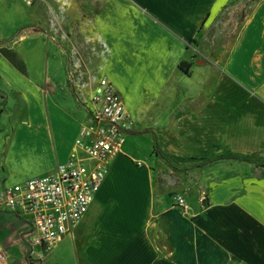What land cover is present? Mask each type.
Instances as JSON below:
<instances>
[{"label":"crops","instance_id":"0c3cea01","mask_svg":"<svg viewBox=\"0 0 264 264\" xmlns=\"http://www.w3.org/2000/svg\"><path fill=\"white\" fill-rule=\"evenodd\" d=\"M27 2L24 23L10 9L15 26L0 39L36 18ZM234 2L73 0L74 34L88 33L74 44L84 40L90 71L113 83L136 125L74 239L58 244L71 241L77 264H264V0L225 41L220 28ZM22 40L20 65L0 48L1 141L10 160L18 144L26 167L40 171L17 178L3 169L0 192L68 159L102 79L83 106L72 104L61 88L63 61ZM13 104L21 123H11ZM67 125L70 142L61 134ZM1 216L23 221L0 234V264H44L47 254L32 256L31 218Z\"/></svg>","mask_w":264,"mask_h":264},{"label":"built area","instance_id":"2783aa9c","mask_svg":"<svg viewBox=\"0 0 264 264\" xmlns=\"http://www.w3.org/2000/svg\"><path fill=\"white\" fill-rule=\"evenodd\" d=\"M31 5V0L27 2ZM136 125L108 78H102L92 96V109L74 148L55 171L25 180L0 192V210L30 217L32 256L41 260L75 231L95 202L110 170ZM177 206L187 209L183 196ZM35 235V236H34ZM4 253L0 247V263Z\"/></svg>","mask_w":264,"mask_h":264},{"label":"rangeland","instance_id":"374dc122","mask_svg":"<svg viewBox=\"0 0 264 264\" xmlns=\"http://www.w3.org/2000/svg\"><path fill=\"white\" fill-rule=\"evenodd\" d=\"M234 1L235 6L227 10L226 15L224 16V25L222 28H220V36L225 41H228V39L231 41L234 38V36L239 31V27H242L246 14L253 9L255 2L259 0ZM33 2L34 7L31 8L30 11L34 10V12H36V18L32 19L29 24L18 28V31L14 33L12 37L0 39V48L2 45H5V49L3 50L8 52L7 54L10 53L9 57L17 65H20L22 64V61L14 52H16L15 48L19 49L22 45H25L24 40L20 41L22 37H26L28 43L33 44L34 46L38 45L41 48L46 47L50 55L57 57V59L62 60L64 63L65 81L61 86V88L64 90L63 97L70 99L72 104H74L73 101L75 99L80 106H83L84 102L87 100L84 98H87L88 95L91 94L93 85H95V83L97 84V82L102 77L99 75L97 76V74H94L90 71L89 66H87L88 62L79 53V47L80 45L82 46L84 44V40H81V42L77 40V45L74 44V40H76L75 37H78L79 35L74 34L73 0H33ZM23 5V0H7V4L0 5L1 32L14 29V18L8 14L10 9L14 14L13 16L17 18L18 24L24 23L26 17H24L25 5ZM86 20V18H81L80 25L82 31L84 28H86L88 31L89 26L87 25V22L85 23ZM80 34L82 35L79 37L83 38V35L85 37L88 33L85 34L82 32ZM10 49L12 51H10ZM6 52L4 53L6 54ZM14 105L15 104L12 106V110L14 111L13 118L12 122H10L13 124H18L22 122L25 116L19 108L16 112ZM5 128L7 127L3 126V123L0 119V172H4L2 171L3 169H8L7 171H13V173H15L13 176L17 178L19 175H24V171H26L27 175H31V172L38 173L40 171L38 167H32L28 165L26 167L17 147L18 144H15V148L13 150L17 158L15 161L10 160L8 157L10 147V144L8 145L9 141H7L6 138L1 141L3 135L2 133ZM62 128H64L61 133L62 138L64 137L66 142L73 140L75 136L74 126L67 125L66 127L64 126ZM8 164L10 165L9 167ZM43 175L35 176L37 177ZM11 181L16 182L18 179ZM176 196H174V198H176ZM27 219L30 220L29 218ZM22 221L23 220L21 219H14L13 217L1 216L0 234L7 235L9 232L12 233L18 231ZM58 246L46 253L47 258L44 264H77L76 254L71 241L67 239L64 243Z\"/></svg>","mask_w":264,"mask_h":264}]
</instances>
